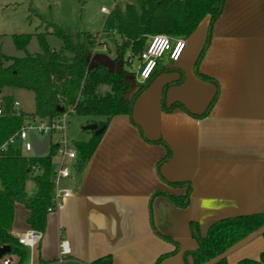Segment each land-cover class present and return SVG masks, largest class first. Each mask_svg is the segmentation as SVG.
I'll list each match as a JSON object with an SVG mask.
<instances>
[{
	"label": "crops",
	"instance_id": "obj_1",
	"mask_svg": "<svg viewBox=\"0 0 264 264\" xmlns=\"http://www.w3.org/2000/svg\"><path fill=\"white\" fill-rule=\"evenodd\" d=\"M184 38L180 60H159L132 115L112 117L62 181L73 195L48 214L28 264H194V224L205 237L221 219L264 213V0H225ZM167 193H189L187 206ZM28 216L16 203L14 236L31 229ZM263 251L256 233L228 251L227 264Z\"/></svg>",
	"mask_w": 264,
	"mask_h": 264
},
{
	"label": "trees",
	"instance_id": "obj_2",
	"mask_svg": "<svg viewBox=\"0 0 264 264\" xmlns=\"http://www.w3.org/2000/svg\"><path fill=\"white\" fill-rule=\"evenodd\" d=\"M224 2L126 0L118 3L105 17L102 33L120 37L118 54L130 49L127 62L131 63L132 57H138L144 50L150 36L162 33L170 37H189L205 18L214 21L222 12ZM47 31L62 41L60 48L49 45L46 33H37L35 36L41 48L38 53L14 57L5 55L0 49V93L5 87H17L32 91L35 97L32 113L14 110L13 96H5L0 102L3 111L0 115V247L10 246V251L0 260L9 258L10 264H28L30 258L29 250L12 234L16 203L28 209L27 222L31 229L43 233L46 230L48 209L54 205L53 157L57 145L52 144L48 154L27 156L19 147L3 148L4 143L27 122L38 119L50 122L63 112L103 117L104 120L94 122L107 127L116 115H132L137 97L155 74L139 89L130 92V71L125 68L113 70L88 61L87 52L104 44L99 38L100 33L66 30L54 23L47 25ZM32 37V34L13 35V41L17 49L26 50ZM102 88L106 89L102 91ZM58 106L64 108L62 113ZM102 134H94L90 140L75 144L79 165L91 157ZM30 180L34 182L32 192L27 190ZM167 195L178 207L188 204L189 193L183 197ZM258 232L264 238V213L221 219L210 226L205 237L194 224L193 233L198 242L197 248L190 252L194 264H227L225 254ZM238 264H264V251L258 260L244 258Z\"/></svg>",
	"mask_w": 264,
	"mask_h": 264
},
{
	"label": "rangeland",
	"instance_id": "obj_3",
	"mask_svg": "<svg viewBox=\"0 0 264 264\" xmlns=\"http://www.w3.org/2000/svg\"><path fill=\"white\" fill-rule=\"evenodd\" d=\"M112 6L113 0H0V49L5 55L14 57L38 53L41 48L35 36L37 33H46L49 45L56 49L60 48L62 41L55 35L47 33V25L50 23L66 30L100 33L99 38L104 44L87 52L88 61L92 64H104L113 70L125 68L130 71L132 85L130 92H133L141 86L137 77L138 57L133 56L132 63H128L131 56L130 49H125L118 54L120 37L116 34L102 33L106 15L101 9L102 7L112 9ZM21 34L33 35L26 50L17 49L13 41V35ZM103 89L106 88H102V91ZM5 96H13L19 103V110L25 113L34 112L35 97L32 91L5 87L0 93V102ZM91 119L92 117L88 116L68 114L66 134L72 146L75 147V144L81 140V136H87L93 132L84 129ZM38 136L41 137V134ZM32 184V180L28 181L27 189L31 188ZM0 264H3L2 260Z\"/></svg>",
	"mask_w": 264,
	"mask_h": 264
},
{
	"label": "built area",
	"instance_id": "obj_4",
	"mask_svg": "<svg viewBox=\"0 0 264 264\" xmlns=\"http://www.w3.org/2000/svg\"><path fill=\"white\" fill-rule=\"evenodd\" d=\"M126 0H113L112 9L118 3H124ZM112 9L102 7L101 11L108 15ZM186 39L184 37H170L166 34H155L149 37V41L144 50L138 56L139 64L137 77L140 84L147 82L157 69L159 60L168 55L173 62L180 60L184 50L186 49ZM132 63V59L130 60ZM14 110H19V103L15 101ZM3 113L0 108V115ZM69 112L54 117L50 122L47 120H34L27 122L19 131L9 137L4 143L3 148L9 145L19 147L25 155H35L33 150V142L31 136L34 134L38 139L51 133V141L49 150L52 144L57 145V151L53 157V182L55 185L54 205L49 207L48 212L54 213L60 208L63 203L73 195L71 188L63 187L62 181L72 177L73 168L77 166L78 152L71 145L67 134V117ZM41 134V137L38 135ZM49 150L45 153L48 154ZM43 154V155H45ZM19 244L27 248L30 252L39 245L43 238V232L29 229L26 232L17 236ZM70 253L68 241L61 242V255L67 256ZM9 258L3 261V264H10ZM57 263H62L59 261Z\"/></svg>",
	"mask_w": 264,
	"mask_h": 264
},
{
	"label": "water",
	"instance_id": "obj_5",
	"mask_svg": "<svg viewBox=\"0 0 264 264\" xmlns=\"http://www.w3.org/2000/svg\"><path fill=\"white\" fill-rule=\"evenodd\" d=\"M57 109L61 113L64 111V108L62 106H58ZM84 129L91 130V131L94 132L95 135H99V134H101V133H103L105 131L106 125L99 126L98 123L92 122V123L86 125L84 127ZM51 137H52V134L51 133L47 134L44 137V139H41V140L38 139L36 137V135H34V134L31 136V139H32V142H33V150H34V154L36 156H41V155L45 154L49 150V145H50ZM258 233H261V232H258ZM9 251H10V246L9 245L1 246L0 247V258L2 256H4L6 253H8ZM105 264H110V262H106Z\"/></svg>",
	"mask_w": 264,
	"mask_h": 264
}]
</instances>
